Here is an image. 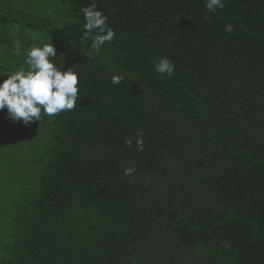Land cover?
Returning a JSON list of instances; mask_svg holds the SVG:
<instances>
[{
	"label": "trees",
	"instance_id": "16d2710c",
	"mask_svg": "<svg viewBox=\"0 0 264 264\" xmlns=\"http://www.w3.org/2000/svg\"><path fill=\"white\" fill-rule=\"evenodd\" d=\"M51 42L78 100L0 111V264H264V0H0V82Z\"/></svg>",
	"mask_w": 264,
	"mask_h": 264
},
{
	"label": "clouds",
	"instance_id": "9594fccd",
	"mask_svg": "<svg viewBox=\"0 0 264 264\" xmlns=\"http://www.w3.org/2000/svg\"><path fill=\"white\" fill-rule=\"evenodd\" d=\"M205 7L210 13L225 7V0H205ZM85 23L83 39H91L90 52L97 55L106 43H111L115 37L114 30L107 23V16L90 5L82 10ZM226 31L233 30L232 25H226ZM57 48L51 43L43 46L32 45L26 50L25 63L27 70H17L7 75V79L0 82V111L7 110L8 119L13 123H23L29 127L40 121L42 114L54 117L57 114L73 110L76 107L79 93V72L74 68L66 71L60 68L55 57ZM155 71L164 76H172L175 65L168 59L161 57L154 64ZM4 75H0L2 78ZM122 75L111 77L113 85L123 82ZM136 144L139 150L143 147V133L137 131ZM126 146H132V139L125 141ZM135 169H125L126 175H132Z\"/></svg>",
	"mask_w": 264,
	"mask_h": 264
}]
</instances>
